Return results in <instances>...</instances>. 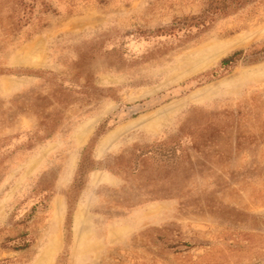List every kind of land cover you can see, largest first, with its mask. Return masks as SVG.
<instances>
[{"label": "rangeland", "instance_id": "obj_1", "mask_svg": "<svg viewBox=\"0 0 264 264\" xmlns=\"http://www.w3.org/2000/svg\"><path fill=\"white\" fill-rule=\"evenodd\" d=\"M209 2L0 0V264H264V0Z\"/></svg>", "mask_w": 264, "mask_h": 264}, {"label": "trees", "instance_id": "obj_2", "mask_svg": "<svg viewBox=\"0 0 264 264\" xmlns=\"http://www.w3.org/2000/svg\"><path fill=\"white\" fill-rule=\"evenodd\" d=\"M244 0H210L208 8L201 15L187 16L178 21L170 29L172 33L189 31L197 28L198 31L204 32L218 14H225L235 5L242 4ZM244 53V50L236 51L233 55L222 60V68H227L235 63L237 58ZM30 246V241H24L18 248L25 249Z\"/></svg>", "mask_w": 264, "mask_h": 264}, {"label": "bare ground", "instance_id": "obj_3", "mask_svg": "<svg viewBox=\"0 0 264 264\" xmlns=\"http://www.w3.org/2000/svg\"><path fill=\"white\" fill-rule=\"evenodd\" d=\"M246 37L247 36H241V37H239V38H235L234 40H231V41H229V42H227L226 44H224L223 46H219L218 44V46H216V48H215V52H214V56L215 57H218V56H221V55H223L227 50H229L230 48H233V47H235V46H237V45H239V44H241V42H242V40H244V39H246ZM220 44V43H219ZM209 59H211V58H209ZM205 62V61H204ZM211 62V61H210ZM206 63V62H205ZM208 64H210L209 63V61H208ZM188 72H190V71H188ZM88 130V129H87ZM86 133V132H85ZM87 133H88V131H87ZM83 137L84 138H86L85 137V135L83 134ZM82 140H83V138H81ZM83 142V141H82Z\"/></svg>", "mask_w": 264, "mask_h": 264}]
</instances>
